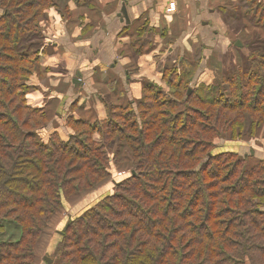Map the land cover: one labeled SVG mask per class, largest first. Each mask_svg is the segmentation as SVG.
I'll list each match as a JSON object with an SVG mask.
<instances>
[{"label": "trees", "instance_id": "trees-1", "mask_svg": "<svg viewBox=\"0 0 264 264\" xmlns=\"http://www.w3.org/2000/svg\"><path fill=\"white\" fill-rule=\"evenodd\" d=\"M53 2L0 0V264L37 263L65 199L110 175L116 141L132 154V175L67 220L57 264H264V160L218 147L264 125V48L197 88L184 60L164 71L173 92L151 82L136 104H111L95 122L68 118L71 133L44 138L48 113L29 101L40 52L24 40ZM249 8L264 29L260 2Z\"/></svg>", "mask_w": 264, "mask_h": 264}, {"label": "crops", "instance_id": "crops-1", "mask_svg": "<svg viewBox=\"0 0 264 264\" xmlns=\"http://www.w3.org/2000/svg\"><path fill=\"white\" fill-rule=\"evenodd\" d=\"M173 1L176 10L168 12ZM252 1L54 0L39 18L41 30L35 38L24 40H35L34 49L40 52V73L31 79L38 87L36 99L34 104L29 101L45 107L53 122L43 133L53 132L57 124L62 131L61 122L71 115L104 119V100L110 105L138 100L145 80L162 84L164 71L184 60L194 69L195 85L209 81L213 60L229 59L230 52L238 51L235 46H243L238 41L247 43L244 34L250 27L238 31L236 21L256 20L249 10ZM255 1L264 8V0ZM124 6L129 22L122 14ZM163 87L168 88L167 83ZM223 145L264 160V125L242 140H223L220 150Z\"/></svg>", "mask_w": 264, "mask_h": 264}, {"label": "rangeland", "instance_id": "rangeland-1", "mask_svg": "<svg viewBox=\"0 0 264 264\" xmlns=\"http://www.w3.org/2000/svg\"><path fill=\"white\" fill-rule=\"evenodd\" d=\"M249 21L251 22L249 24ZM236 29L238 31H241L245 28L250 27V31L245 33V39H247V43L244 42L242 45L243 47H237L235 46V49H237L238 51H236V53L234 52L233 54L230 52L229 55L231 56V58H222V61L216 60L213 62L215 64V67H213V71L211 73H209V82L212 83L213 82H221L222 78L224 76H227L229 74H231V72L235 71L237 66H245V68H247L250 64V60L249 57L252 56V51L251 49H253V47H257L255 49L257 50H261L264 48V29L262 26V24H257L256 20H237L236 21ZM237 36L240 37L239 34H236ZM28 36H33V39L35 38V34L30 33ZM28 40L27 43L24 44L25 49H32L34 50L35 48V44L32 42H35V40ZM239 40H242L241 37L239 38ZM253 49V50H255ZM237 54V55H236ZM224 59H228V62H224ZM221 62V63H220ZM210 64H212V62L210 61ZM35 79L37 80V77L35 76ZM221 79V80H220ZM36 83V82H35ZM166 82L164 81L162 84H160V86H164ZM151 84V81H144L143 84V88L145 90V88L147 87V85ZM158 85V83H157ZM226 86V85H225ZM190 87L193 88H197V84L195 85V82H191L190 83ZM36 88L37 85L34 86L33 92L29 95L30 100L32 101V103L34 104V100L36 99ZM169 88V87H168ZM165 88L166 92H173L174 89H172L171 87L168 89ZM58 92H65L66 89L62 88L59 89L57 88ZM143 96H145V92L143 94ZM142 96V97H143ZM141 97V98H142ZM140 98V99H141ZM111 98H108L107 100L109 101ZM61 102V99L58 100V102ZM104 109L106 112V117L104 119H107L110 113V103H107L106 100H104ZM136 101V100H135ZM134 101V102H135ZM139 101V99L137 100ZM136 104V102H135ZM115 105V104H113ZM136 108H138V106H135ZM45 108V107H43ZM61 108V107H60ZM61 110H63L65 112L64 109L61 108ZM46 111V110H45ZM55 114V109L53 111V115L52 118L55 119L54 117ZM76 118V119H85V116L83 115H71L68 118ZM67 118V120H68ZM67 120H63L61 122L62 124V131L60 130V126L57 124L55 130L53 131H59L62 133H68V132H72V129L70 130L69 126H67ZM99 119H96L94 121L92 120H88L91 122H95ZM103 120V119H101ZM53 122H48L47 123V130L48 132L50 131L48 129V126L52 127ZM56 125V124H55ZM46 126L43 128V131L41 130V135L44 138L48 137V133H43L45 132ZM69 130V131H68ZM66 135V134H65ZM220 142V141H219ZM255 144H257L254 141ZM220 147V146H218ZM109 151V165H108V170L110 172V175L104 179L103 181H101L99 183V185H97L96 187L92 188V189H87L79 194H74L71 196V198H66L65 202H64V209H63V215L60 216L59 219H56V221H52L51 225H49V228L46 231V234L43 235L40 243H39V258L37 260L36 264H50L48 262V260L45 258V256L50 257L53 262L51 264H57L58 260H55L53 257V253L55 251L56 245L59 243V240L61 238V230H63V228L65 227V225L67 224V220L71 219L72 217L75 216H80L81 214H83L84 212H86L87 210L97 206V204H99L102 200L106 199L109 196H112L113 194L116 193L119 183L122 182L123 180H125L127 177L132 175V167H133V162H132V154L128 148V146L123 142V141H116L110 144V146L108 147ZM223 149L224 150H232L234 149L233 146L231 145H223ZM244 155V154H242ZM65 218H67L66 221ZM6 225L9 228L10 231V235L14 234L16 231V227L11 224V223H6ZM8 237V234H7Z\"/></svg>", "mask_w": 264, "mask_h": 264}, {"label": "water", "instance_id": "water-1", "mask_svg": "<svg viewBox=\"0 0 264 264\" xmlns=\"http://www.w3.org/2000/svg\"><path fill=\"white\" fill-rule=\"evenodd\" d=\"M122 14L125 16L126 21L129 22V20H128V13H127V8H126V6H124V8L122 9ZM237 45L242 46V43L238 41V42H237ZM189 93H191V90L189 91ZM65 228H66V227H65ZM45 258L48 260V262H49L50 264L53 262V260H52L50 257L45 256Z\"/></svg>", "mask_w": 264, "mask_h": 264}, {"label": "built area", "instance_id": "built-area-1", "mask_svg": "<svg viewBox=\"0 0 264 264\" xmlns=\"http://www.w3.org/2000/svg\"><path fill=\"white\" fill-rule=\"evenodd\" d=\"M176 10V3L173 1V2H170L168 8H167V11L168 12H174Z\"/></svg>", "mask_w": 264, "mask_h": 264}]
</instances>
